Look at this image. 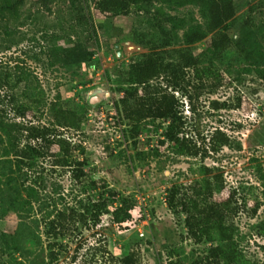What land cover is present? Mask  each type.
Instances as JSON below:
<instances>
[{
  "label": "rangeland",
  "instance_id": "1",
  "mask_svg": "<svg viewBox=\"0 0 264 264\" xmlns=\"http://www.w3.org/2000/svg\"><path fill=\"white\" fill-rule=\"evenodd\" d=\"M96 1L25 0L16 15L0 19V77L8 76L0 89V107L7 120L55 126L72 144L70 167L54 165L48 156L24 159L19 167L0 130V264H51L50 243H57L53 264H122L130 253L136 264H192L221 240L214 234V241L194 242L184 214L168 208L167 196L174 185L202 181L205 167L218 177L216 200L230 199L237 208L231 221L241 250L251 261H263L264 0H235L236 15L229 24L233 43L221 52L211 47L212 34L190 48L202 65L214 61L219 80L211 78L206 87L195 89L192 85L202 78L188 69L191 98L175 93L184 101L183 134L201 141L218 128L231 137L230 146L205 158L180 154L173 143H162L168 125L164 119L142 122L140 134L133 137L132 125L116 106L123 73L144 54L156 48L177 61L184 33L205 22L200 8L166 3L149 12L136 5L127 15L113 16L97 10ZM82 14L87 23L80 22ZM159 23L171 32L169 46L162 45ZM238 40L243 41L241 50ZM74 46L91 53L89 61L54 62L49 57L52 48ZM214 100L227 107L216 109ZM53 103L81 116L80 128L54 125ZM20 105L27 107L24 118L15 115ZM38 143L22 136L18 145ZM77 161L85 163L79 178ZM30 186L36 191L31 202ZM125 197L135 207L132 219L118 226L112 210ZM100 198L109 205L97 225L68 216L64 236L45 234L47 221L58 212L84 213Z\"/></svg>",
  "mask_w": 264,
  "mask_h": 264
},
{
  "label": "trees",
  "instance_id": "2",
  "mask_svg": "<svg viewBox=\"0 0 264 264\" xmlns=\"http://www.w3.org/2000/svg\"><path fill=\"white\" fill-rule=\"evenodd\" d=\"M0 2V19L5 15H16L25 0H3ZM195 4L205 20L204 23L192 25L184 33L185 47L178 48L177 61L164 57L156 48L143 55V57L132 63L122 75L121 86L118 90L122 93L119 102L116 104L118 111L132 125V136L140 134V124L145 121L155 122L156 120H167L168 125L164 131L162 143H173L176 151L189 156H208V152H218L222 147L231 145V137L225 132L216 128L209 137L193 139L184 136L183 104L184 101L176 96L181 93L185 98H191L189 88L192 84L187 79L188 69H196L202 78L198 83L192 85L195 89H203L211 78L219 80L212 67L214 61L209 65H202V59L195 55L190 49L195 43L206 39L210 34L211 47L216 52H221L233 43L230 36V22L236 15L235 0H97L95 7L103 14L113 16L129 14L132 6L144 5L149 12L155 4ZM157 12L154 13L156 15ZM157 18V16H155ZM80 22L87 23L88 16H79ZM160 34L163 36V46H169L172 42L171 32L166 25L158 24ZM241 40L236 45L241 50ZM49 57L55 61L65 62L82 61L87 62L91 53L81 50L78 47H55L49 50ZM264 78V71L261 72ZM8 76L0 77V89L7 81ZM3 103V100H0ZM12 97L10 102H14ZM216 109L227 107L225 102L214 100ZM56 126L66 128H80L81 116L74 111L58 108L56 103L52 104ZM6 110L0 107V130L8 139V150L18 157L20 165L24 159L34 157H54L53 164L70 167L69 159L72 144L58 133L55 126L26 125L21 121H8L5 115ZM27 107L20 105L15 109V115L24 118ZM183 134V135H182ZM22 136L28 141H38L35 146L19 148L18 143ZM208 140V144L206 141ZM53 146L58 147V152H51ZM78 169L76 177L83 173V161H77ZM211 168H204L205 177L196 184L183 187L174 185L169 189L167 196L168 208L177 214H184L185 226L188 235L196 243L204 240L214 241V234L221 240L220 244L214 243L206 251L199 255L192 264H264V260L256 263L251 261L241 250L236 239L235 225L231 221L236 213L231 200H216L215 193L218 190V177L210 174ZM216 178V179H215ZM222 187L219 186V188ZM28 190L29 202L35 197V189L26 187ZM115 200L116 194L112 193ZM113 202V201H112ZM109 200L100 198L91 204V209L86 207L84 213L72 211L70 215L65 212H58L57 217L46 223L45 234L49 237L59 238L64 236L65 226L63 221L69 216L72 221L77 220L82 224L92 221L94 224L100 222L103 212L108 211ZM135 203L130 198H123L120 205L112 210V221L118 226L132 219V210ZM257 209L255 210V212ZM76 213V214H75ZM75 215H77L75 217ZM7 241V240H6ZM9 244V243H8ZM57 243L49 244V261L53 264L58 260V253L55 250ZM122 264H136L135 254L130 253L121 259ZM170 264H180L171 261Z\"/></svg>",
  "mask_w": 264,
  "mask_h": 264
},
{
  "label": "water",
  "instance_id": "3",
  "mask_svg": "<svg viewBox=\"0 0 264 264\" xmlns=\"http://www.w3.org/2000/svg\"><path fill=\"white\" fill-rule=\"evenodd\" d=\"M119 47H120V45H116V49H118ZM120 54H121V53H120ZM120 54H119V55H120Z\"/></svg>",
  "mask_w": 264,
  "mask_h": 264
}]
</instances>
